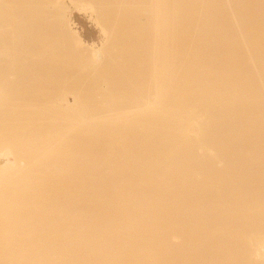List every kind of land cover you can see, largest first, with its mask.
Returning <instances> with one entry per match:
<instances>
[{"label":"bare ground","instance_id":"1","mask_svg":"<svg viewBox=\"0 0 264 264\" xmlns=\"http://www.w3.org/2000/svg\"><path fill=\"white\" fill-rule=\"evenodd\" d=\"M66 1L0 0V264H264V0Z\"/></svg>","mask_w":264,"mask_h":264},{"label":"rangeland","instance_id":"2","mask_svg":"<svg viewBox=\"0 0 264 264\" xmlns=\"http://www.w3.org/2000/svg\"><path fill=\"white\" fill-rule=\"evenodd\" d=\"M69 0L66 1L65 7L71 15L74 28L79 32L82 38L89 43H94L100 47L105 42V36L102 32V26L97 18L90 12L76 10Z\"/></svg>","mask_w":264,"mask_h":264}]
</instances>
